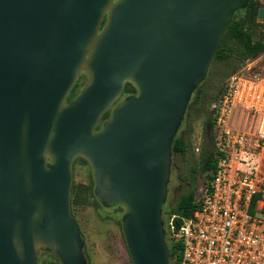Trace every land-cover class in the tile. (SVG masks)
I'll use <instances>...</instances> for the list:
<instances>
[{"label": "water", "instance_id": "water-1", "mask_svg": "<svg viewBox=\"0 0 264 264\" xmlns=\"http://www.w3.org/2000/svg\"><path fill=\"white\" fill-rule=\"evenodd\" d=\"M249 0H0V264H89L73 166L124 208L132 264H170L173 142ZM264 20V8L259 11ZM84 72L88 82L69 96ZM131 83L125 97L97 128ZM211 124L208 125V139Z\"/></svg>", "mask_w": 264, "mask_h": 264}, {"label": "built area", "instance_id": "built-area-1", "mask_svg": "<svg viewBox=\"0 0 264 264\" xmlns=\"http://www.w3.org/2000/svg\"><path fill=\"white\" fill-rule=\"evenodd\" d=\"M253 62L212 105L217 167L194 214L179 229L177 215L169 220L171 239L182 244L170 264H264V62Z\"/></svg>", "mask_w": 264, "mask_h": 264}, {"label": "rangeland", "instance_id": "rangeland-1", "mask_svg": "<svg viewBox=\"0 0 264 264\" xmlns=\"http://www.w3.org/2000/svg\"><path fill=\"white\" fill-rule=\"evenodd\" d=\"M252 33L255 39L264 40V20H258L253 27ZM238 48L228 62L217 63L209 73V81L205 88L211 84L220 87L223 75L233 70H240L249 61H254L253 66L260 68L264 62V56L255 60L241 63L238 58ZM84 82V81H83ZM82 82V83H83ZM113 108L109 111L111 112ZM208 111L199 117L183 119L178 135L188 142V151L185 154L173 155L171 167V179L166 203L163 207V220L167 230V243L173 241L165 224V217L176 209L183 196L188 197L196 193L200 195L207 179V172L202 169L201 156L207 147L208 141ZM101 120L98 129L103 124ZM210 134L213 132L209 130ZM73 185L79 188L81 203L73 205V215L78 221L82 236L85 241L84 251L89 264H132L128 246L123 233L122 218L124 208L118 206L107 207L97 204L92 195L95 188L92 170L89 163L76 160L73 166ZM83 187H86L83 189ZM73 189V186H72ZM73 195V194H72ZM58 258V257H57ZM54 261L63 264L59 258H54L50 253L41 257V262L47 264Z\"/></svg>", "mask_w": 264, "mask_h": 264}, {"label": "trees", "instance_id": "trees-1", "mask_svg": "<svg viewBox=\"0 0 264 264\" xmlns=\"http://www.w3.org/2000/svg\"><path fill=\"white\" fill-rule=\"evenodd\" d=\"M261 8H264V4L261 0H249V4L246 8L240 9L235 12L233 21L228 28L225 36L222 39V43L220 49L215 55V58L210 66L209 72L213 70L214 66L217 63L221 62H228L233 57L236 48H238V58L241 60V63H245L249 60H255L264 56V40H257L254 38L252 29L257 24L259 19V11ZM238 69V68H237ZM233 70L231 73L227 71L223 77L221 78L222 84L219 88H217V84H211L209 88H205L206 84L209 81V73L205 80L201 83V85L194 91L191 100L189 102L185 120L192 119L193 117L197 118L201 114L208 113L210 114L208 124H211V138L207 141V147L202 153L201 156V163L202 169L207 172V179L208 182L214 175L217 163H218V156H217V149L215 143V136H214V110L212 109V105L214 102L218 101L221 97L222 93L225 89V84L227 79L233 74L240 70ZM86 78L85 75L78 81L75 88L73 89L72 95L69 99L73 98L78 90L81 88L82 82ZM136 89L131 83H127L125 86L124 93L131 94L135 93ZM111 115V112H106L102 120L106 121ZM188 151V142L178 134L176 135L174 142H173V155L177 154H185ZM82 160L88 163L87 160L84 158L76 159ZM173 160V159H172ZM79 188L75 184L73 185L72 189V212L73 205L81 203L80 196H79ZM86 187H83L85 189ZM92 195L95 198V202L97 204H101L95 194L94 189H92ZM202 204V200L197 197L196 193L192 194L191 196L185 197L183 196L179 205L176 209L169 212L167 217H165V224L167 229L169 227V220L172 215H177L178 217L175 219V226L177 229L181 226L184 217H190L194 214L197 208H199ZM122 208V207H119ZM169 233V231H168ZM168 240V239H167ZM170 248V262L173 260L179 259L182 256V244L181 242H174L169 241L168 243ZM50 253L54 258L58 259L54 254L50 251H41L39 253V264H44L41 262V257L45 254ZM60 261V259H59ZM132 262V261H131ZM47 264H56L54 261H49Z\"/></svg>", "mask_w": 264, "mask_h": 264}, {"label": "flooded vegetation", "instance_id": "flooded-vegetation-1", "mask_svg": "<svg viewBox=\"0 0 264 264\" xmlns=\"http://www.w3.org/2000/svg\"><path fill=\"white\" fill-rule=\"evenodd\" d=\"M83 75H85L86 76V78H84V82L82 83V85H81V88L78 90V92L75 94V96L73 97V98H71V99H69V101H72V100H74L78 95H79V93L81 92V90L83 89V87L86 85V83L88 82V76L84 73V72H82V74L80 75V77H79V79H78V81L82 78V76ZM78 81H77V83H78ZM76 83V84H77ZM76 86V85H75ZM75 88V87H74ZM72 92H73V90H72ZM72 92H71V94H70V96L72 95ZM131 94H133V93H131ZM131 94H125V93H123V95L115 102V104L112 106V108H114L119 102H121L125 97H127L128 95H131ZM69 96V97H70ZM112 112V111H111Z\"/></svg>", "mask_w": 264, "mask_h": 264}]
</instances>
